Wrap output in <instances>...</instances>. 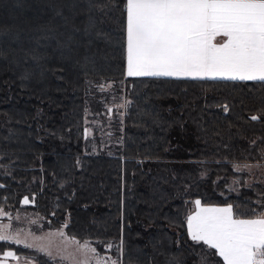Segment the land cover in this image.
I'll list each match as a JSON object with an SVG mask.
<instances>
[{
	"label": "trees",
	"instance_id": "16d2710c",
	"mask_svg": "<svg viewBox=\"0 0 264 264\" xmlns=\"http://www.w3.org/2000/svg\"><path fill=\"white\" fill-rule=\"evenodd\" d=\"M125 2L0 0V209L63 226L116 264H196L206 252L188 235L193 201L264 214L250 169L264 170V82L126 77ZM67 3L88 15L54 20ZM28 7L51 16L22 17ZM92 19L98 41L116 40L107 63L73 45L86 34L72 26ZM8 251L56 264L0 241V260Z\"/></svg>",
	"mask_w": 264,
	"mask_h": 264
},
{
	"label": "snow or ice",
	"instance_id": "6c2138e0",
	"mask_svg": "<svg viewBox=\"0 0 264 264\" xmlns=\"http://www.w3.org/2000/svg\"><path fill=\"white\" fill-rule=\"evenodd\" d=\"M124 10L126 77L264 82V0H126ZM23 203L30 201L25 197ZM194 203L196 211L186 220L193 242L216 250L224 264H264V214L241 219L231 205ZM7 215L0 209V216ZM8 227L0 225V241L23 243L6 234ZM79 247L96 253L88 242ZM3 255L0 264L18 259L11 251ZM201 259L207 264V257ZM96 264L108 262L97 258Z\"/></svg>",
	"mask_w": 264,
	"mask_h": 264
},
{
	"label": "rangeland",
	"instance_id": "374dc122",
	"mask_svg": "<svg viewBox=\"0 0 264 264\" xmlns=\"http://www.w3.org/2000/svg\"><path fill=\"white\" fill-rule=\"evenodd\" d=\"M77 9L76 12L67 11V8ZM79 8V9H78ZM90 6L89 5H79L74 3L64 4L63 7V16L59 13L53 11L54 20L58 19L63 22H67L68 20L74 19V21H81L84 15H88ZM33 16L34 19H38L43 21L45 18L51 16L49 10L35 8L31 9L28 7L23 13L22 17ZM105 19L103 21H98L96 26H105ZM94 20H90L89 22H85L84 24H79L80 28L72 26L71 30L75 33V35H79L80 32L86 35H82L81 39L79 38L74 46L82 47L85 54H89L92 60H103L104 63L108 62L107 57L103 54L104 52H110L112 47L115 46L116 40L111 39L102 43L98 41L100 35L99 33H95V28L93 27ZM109 33L112 30L108 31ZM81 41H89V43L82 44ZM84 54V55H85ZM84 58V57H83ZM82 58V59H83ZM70 66V65H69ZM72 69V68H71ZM210 80V79H208ZM228 80V79H225ZM236 81V80H235ZM107 88V86H106ZM114 106H118V104L112 103ZM252 171H256L255 175L257 178L262 179L264 181V170L252 166L250 167ZM196 201V200H195ZM195 201L192 204V210L190 214H194L196 211ZM202 204V203H201ZM203 205V204H202ZM206 206V205H203ZM3 210V209H2ZM8 213L7 216H0V225H9L7 228L6 234L11 236H18L23 243H19L18 245L25 246L27 244H31L32 247H28L31 249H35L45 256L53 260L56 264H96L97 258H101L111 264L113 259L107 258L106 256H99L96 253L93 254L91 252H86L82 250L79 245L84 244L83 241H78L75 238L69 237L66 235L63 226L61 227H50L41 216L32 214V213H24L21 211H9L3 210ZM63 233V235H61ZM79 242L77 244L76 242ZM9 242H14V240H9ZM89 243V242H88ZM17 244V243H15ZM90 244V243H89ZM91 247H93L90 244ZM205 246V245H204ZM94 248V247H93ZM43 249V250H42ZM197 249L203 250L206 252V256L202 254V257H207V264H214L217 254L213 251V249H208L205 247H197ZM49 253H51L49 255ZM4 257V255H3ZM201 257V258H202ZM13 259L11 257L7 258L6 264H34L33 261H28L25 258ZM196 259V264H203L202 259ZM4 261V258L0 260V262ZM16 261H18L16 263Z\"/></svg>",
	"mask_w": 264,
	"mask_h": 264
},
{
	"label": "crops",
	"instance_id": "0c3cea01",
	"mask_svg": "<svg viewBox=\"0 0 264 264\" xmlns=\"http://www.w3.org/2000/svg\"><path fill=\"white\" fill-rule=\"evenodd\" d=\"M223 37H218L217 38V42L220 43V42H223ZM167 78H174V77H167ZM176 79H191V78H176ZM210 80H225V79H210ZM229 80V79H228ZM240 81V80H238ZM212 207H226V206H212ZM214 250V249H213ZM216 252V250H214ZM218 255V254H217ZM219 256V255H218ZM221 258V257H220ZM222 262H223V259L221 258ZM224 263V262H223Z\"/></svg>",
	"mask_w": 264,
	"mask_h": 264
}]
</instances>
